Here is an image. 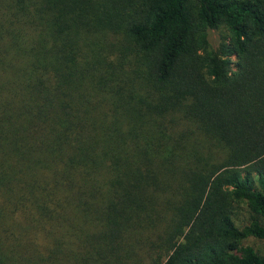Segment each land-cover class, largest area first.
Masks as SVG:
<instances>
[{"label":"trees","instance_id":"1","mask_svg":"<svg viewBox=\"0 0 264 264\" xmlns=\"http://www.w3.org/2000/svg\"><path fill=\"white\" fill-rule=\"evenodd\" d=\"M0 264H264V0H0Z\"/></svg>","mask_w":264,"mask_h":264},{"label":"rangeland","instance_id":"2","mask_svg":"<svg viewBox=\"0 0 264 264\" xmlns=\"http://www.w3.org/2000/svg\"><path fill=\"white\" fill-rule=\"evenodd\" d=\"M224 34L225 31L223 28H219L217 30H211L209 32V39L214 47L217 45V42L219 41L220 37Z\"/></svg>","mask_w":264,"mask_h":264}]
</instances>
